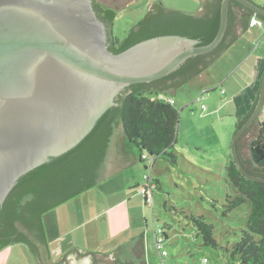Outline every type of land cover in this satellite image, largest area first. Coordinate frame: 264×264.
Segmentation results:
<instances>
[{
	"label": "water",
	"instance_id": "water-1",
	"mask_svg": "<svg viewBox=\"0 0 264 264\" xmlns=\"http://www.w3.org/2000/svg\"><path fill=\"white\" fill-rule=\"evenodd\" d=\"M95 1L118 12L136 0ZM201 1L198 17L214 0ZM232 2L264 17V7L251 0H222L219 30L210 44L200 46L198 40L177 35L159 36L114 54L109 50L108 27L99 19L94 0H0V211L24 176L74 150L111 108L119 106L127 88L158 81L189 59L214 53L229 29ZM155 6L151 4L148 11ZM234 11L230 37L238 38L249 18L244 11ZM175 91L163 94L174 97ZM263 107L264 75L256 107L231 143L239 172L260 183L264 177L245 170L238 142ZM137 161L118 121L98 183ZM68 253L66 264H147L144 235L109 256L78 249Z\"/></svg>",
	"mask_w": 264,
	"mask_h": 264
},
{
	"label": "trees",
	"instance_id": "trees-1",
	"mask_svg": "<svg viewBox=\"0 0 264 264\" xmlns=\"http://www.w3.org/2000/svg\"><path fill=\"white\" fill-rule=\"evenodd\" d=\"M221 4L222 0H214L206 7L205 14L198 17L168 9L159 3L123 39L110 30L109 50L120 54L142 41L170 35L198 40L200 46L208 45L219 30ZM235 8L246 12L249 20L257 17L264 22V17L232 2L229 29L223 43L214 53L193 57L176 72L158 81L130 86L119 98V106L111 108L74 150L37 168L18 182L0 211V252L20 245L27 248L35 264H66V256L74 251L59 261H52L43 217L97 185L118 121L122 123L128 141L141 152L142 162L147 163L142 158L147 154L152 167L158 158L165 156L170 158L172 165H177V155L170 153V150L177 143L180 112L175 104L171 105L162 97L163 93L202 75L237 41L236 36L230 37L232 25L236 22ZM94 9L102 22L113 27L118 15L115 9L101 6L95 0ZM257 101L258 98L248 115L239 121L235 133L249 119ZM255 125L259 130L257 137L249 144L250 160H244L240 151L245 134L238 142V151L245 170L254 176L264 177V120L261 116L248 131ZM226 182L235 191L233 197H228V211L248 202L251 205L247 228L242 231L240 241L233 250H227L231 263L264 264V183L246 179L232 157L227 166ZM150 188L153 189L152 180ZM143 196L147 203V195ZM187 218L205 246H218L214 239L213 225L207 224L203 216L191 215ZM156 229L157 236L163 239L159 243H167L169 236L166 229ZM163 250L166 251L160 249L161 252ZM168 255V252L166 256L160 254L162 264H165Z\"/></svg>",
	"mask_w": 264,
	"mask_h": 264
},
{
	"label": "rangeland",
	"instance_id": "rangeland-1",
	"mask_svg": "<svg viewBox=\"0 0 264 264\" xmlns=\"http://www.w3.org/2000/svg\"><path fill=\"white\" fill-rule=\"evenodd\" d=\"M163 3L168 9L186 13L200 10L196 0H164ZM117 13L112 31L123 39L147 15V0H136ZM260 29L262 33L257 41L250 44L246 57L238 60L237 65L235 60L222 58L216 61L215 68L219 74H213L209 80H213V84L208 90H202L207 82L203 76L206 70L202 76L177 88L174 97L163 94L175 100V107L180 112L177 143L170 150V153L177 155L176 166L166 156L158 158L153 167L150 162L138 161V180L135 177V182L130 181V176L126 174L130 168L123 169L122 176L114 179V174L87 193L47 213L44 218L46 229L51 232L58 217L63 221L69 215L72 217H68V227H75L79 221L87 219L90 208H95L97 212L111 210L117 198L130 193L132 197H129L134 201L140 197L143 203V224L145 228L147 226L145 232L150 264H162L157 251L156 228H165L169 236L168 242L162 245V249L169 254L165 264H232L227 250H233L240 241L242 231L247 228L251 205L248 202L228 211V197H233L235 191L226 182L227 161L232 157V133L238 122L236 115L243 112V106L248 104L250 96V82L239 69L249 59L245 69L252 67L258 57H264V27ZM234 91L239 92L237 98H233ZM201 96L203 100H199ZM260 116L264 120L263 110ZM258 130L255 125L241 140L240 151L246 161L250 160L249 144L257 137ZM130 146L139 156L138 148L132 144ZM147 176L152 180L153 209L146 205L143 196V191L149 185ZM132 184V188L126 191V187ZM191 215L203 216L207 224L213 225L217 247L205 246L203 239L196 236V229L187 218ZM71 240L72 237L67 242ZM73 240L77 243L83 241L81 231Z\"/></svg>",
	"mask_w": 264,
	"mask_h": 264
},
{
	"label": "crops",
	"instance_id": "crops-1",
	"mask_svg": "<svg viewBox=\"0 0 264 264\" xmlns=\"http://www.w3.org/2000/svg\"><path fill=\"white\" fill-rule=\"evenodd\" d=\"M196 1L198 2L200 9L202 7V1L201 0H196ZM251 1L258 6L264 7V0H251ZM163 2L164 0H147L148 7L151 4L158 5L159 3H161L164 5ZM198 11H195L194 13H190V14L196 15ZM250 20L248 22L247 29L238 37L237 41L233 43L227 51L223 53V55L219 58L220 60L222 58L225 59L226 61L227 59L231 61L235 60L237 65L241 60H243L246 57L248 51L250 50V44L252 43L254 44L257 41L259 35L262 33V29H260L261 28L260 26L250 25ZM238 60L240 61L238 62ZM249 60L248 61H246V59L244 60L246 62H244V64L240 67L239 71H243L246 80L250 82V84L248 85L250 96L248 99V104L246 103L243 106V112L238 113V115H236L238 118V122L234 125L233 128L234 131L232 133L233 136L239 121L245 118L252 109V107L254 106L259 96V92H260L259 86L262 83V78L264 75V57H258V59L255 60V63L254 65H252V67H248L247 69H245L244 67H246ZM215 65L216 62L203 75L207 78V82L205 83L206 85L202 89L204 92L208 90V88H210L211 84H213V80L209 81L210 79L213 78V74L215 76L217 75V73L219 74V71H217ZM233 95H234L233 98H237V96H239V92L234 91ZM162 97L166 99L174 100L170 96L163 95ZM203 99L204 97L202 98V100ZM128 143L131 152H133L137 157H139V162L142 163L141 152L139 151V149L138 151L140 152V155L138 156V153L136 152L137 153L136 154L133 151L132 147L130 146L131 143L129 141ZM227 160H229L228 156H227ZM227 162L229 163V161ZM137 163L138 161L127 167L130 168V171H127L126 174L130 176L129 179L132 182H135L134 180L135 177L136 180H138V178L140 177V169L139 171H136ZM123 171L124 170H121L120 172L116 173L113 178L115 179L117 176H122ZM133 184L131 185V187L128 185L126 187V191H129L128 189L132 188ZM129 196H131V194L127 193L126 195L117 198L118 201L114 203L115 205L111 207V210H107V211L103 210L101 212H97L95 208L94 210L90 208L89 215L86 216L87 219H83L82 222L79 221V223L75 227H68V223H67L69 222L68 217L71 219L72 215L65 217V220L63 221H61L60 219L58 220L59 218L58 217L57 223H54L52 225L51 232L46 229L48 245H49L52 261H57L72 249H78L94 254L109 256L112 253L116 252L117 250L121 249L122 247L126 246L127 244L131 243L132 241L144 235L146 263L150 264L151 261L148 258L149 255L147 252L148 239L145 232L147 226L145 228L143 224L144 221L143 203L141 202L140 197H138V199L134 201L131 198L132 196L131 197ZM45 216L46 215H44L43 220ZM85 226L86 229L84 228ZM45 228H46V224H45ZM80 231L83 234V241L81 243H77L75 240H73V238H75V236L78 235ZM70 237H72V240L70 242H67L68 238ZM0 264H35V262L33 261L26 247L16 245L6 248L0 252Z\"/></svg>",
	"mask_w": 264,
	"mask_h": 264
},
{
	"label": "built area",
	"instance_id": "built-area-1",
	"mask_svg": "<svg viewBox=\"0 0 264 264\" xmlns=\"http://www.w3.org/2000/svg\"><path fill=\"white\" fill-rule=\"evenodd\" d=\"M250 25L251 26H260V27H262V26H264V22L262 20H260L259 18H257V17H253L250 20ZM222 93H224V91H222ZM202 98H203V96H201L199 98V100H202ZM166 100L171 105H174L175 104L174 100H172V99H166ZM203 109L205 110V107L204 106H203ZM142 158L146 162H149V157H148L147 154H145ZM147 181H148L149 185H148V188L143 191V194L147 195V203L146 204L149 207L152 208L153 207V196H152V189L150 188V186H151V177H148L147 176ZM155 239H156V243H157V246H158L157 247V250H158L159 254H161V256H166L167 255V252L166 251H164V250H163V252L160 251V249H162V245L159 242H162L163 239L161 237H158L156 233H155ZM205 262H206V260H205Z\"/></svg>",
	"mask_w": 264,
	"mask_h": 264
},
{
	"label": "flooded vegetation",
	"instance_id": "flooded-vegetation-1",
	"mask_svg": "<svg viewBox=\"0 0 264 264\" xmlns=\"http://www.w3.org/2000/svg\"><path fill=\"white\" fill-rule=\"evenodd\" d=\"M107 27H108L109 31L112 30V26L111 25H107Z\"/></svg>",
	"mask_w": 264,
	"mask_h": 264
}]
</instances>
